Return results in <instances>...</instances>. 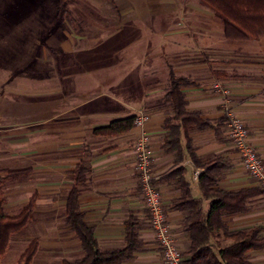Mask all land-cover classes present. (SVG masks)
Segmentation results:
<instances>
[{
  "label": "crops",
  "instance_id": "1",
  "mask_svg": "<svg viewBox=\"0 0 264 264\" xmlns=\"http://www.w3.org/2000/svg\"><path fill=\"white\" fill-rule=\"evenodd\" d=\"M191 10L212 23L208 28L212 35L206 37L203 45L194 43L189 31L181 32L191 40L188 43L167 36L164 64L151 60L148 70L152 78L139 82V93L131 91L127 96L112 92L113 89L121 91L122 76L114 75V79L109 78V85L104 86L105 77L99 79L92 71L75 69L83 66L85 60L52 63L54 61L48 58L56 72L59 66L71 67L66 73L44 75L37 80L44 89L43 94L48 88L49 101L35 107L37 117L32 122H0V176L11 170H25L4 184L3 209L11 212L17 204L25 206L35 197L32 217L27 224L34 230L31 241L38 243L36 254L48 253L60 264L82 255L80 240L64 224L66 199L76 183L74 169L82 163L88 171L84 181L77 184L78 203L83 220L93 228L99 247H122L127 220L133 216L138 222L141 247L132 259L122 264H163L162 249L148 221L135 170L133 148L137 130L132 127L117 134L94 133L96 128L135 115L139 110L148 116L146 131L150 138L152 184L161 194L168 231L181 253L188 248L185 212L171 207V201L180 191L168 175L178 167L186 168L192 193L199 197L198 178L203 167L195 165L188 157L175 163L174 154L163 147L164 122L169 112L165 95L171 71L186 79L182 91L187 109L198 111L199 117L207 121L203 128L190 132V144L201 161L219 159L222 168L218 187L226 191L260 187L240 163L228 137L224 111L229 108L242 119L248 141L264 165V34L256 38L228 39L223 22L209 8L200 5L199 0ZM64 30H68L67 25ZM63 43L64 48L71 49L69 44ZM236 71L241 73L236 74ZM25 81L22 75H5L0 79V83L8 85L7 89L9 85ZM122 95L131 99L126 103ZM105 99L109 100L108 106ZM112 104H123L127 110L116 109ZM1 112L0 109V117ZM16 165L20 168H11ZM247 205L244 213L226 215V225L230 230L260 225L264 231V191L250 197ZM204 207L208 208L207 201ZM248 260L252 264H264V248L249 252Z\"/></svg>",
  "mask_w": 264,
  "mask_h": 264
},
{
  "label": "rangeland",
  "instance_id": "2",
  "mask_svg": "<svg viewBox=\"0 0 264 264\" xmlns=\"http://www.w3.org/2000/svg\"><path fill=\"white\" fill-rule=\"evenodd\" d=\"M194 3L197 0H75L68 6V30H64L55 15V0H0V79L5 75L26 78L24 83L9 85L8 89L7 84L0 83V93H4L0 96V122L22 124L37 117L35 107L50 99L48 88L43 94L41 84L39 87V77L63 74L71 68L59 66L56 72L51 66L55 61L85 60L83 66L75 69L92 71L99 79L105 77L104 86L114 75L122 76L121 91L112 92L127 96L131 91L139 93L140 83L152 78L148 70L151 60L165 61L167 36L188 43L191 40L181 32L189 31L192 41L203 45L206 37L212 35L208 33L212 23L191 10ZM50 48L55 49L51 52ZM48 58L54 62L49 63ZM121 98L126 103L131 99L124 95ZM105 101L108 106L109 100ZM112 105L127 110L123 104ZM23 205L17 204L11 212H5L15 215ZM33 231L28 223L12 236L1 264H17ZM41 253L36 254L32 264H60L50 254Z\"/></svg>",
  "mask_w": 264,
  "mask_h": 264
},
{
  "label": "trees",
  "instance_id": "3",
  "mask_svg": "<svg viewBox=\"0 0 264 264\" xmlns=\"http://www.w3.org/2000/svg\"><path fill=\"white\" fill-rule=\"evenodd\" d=\"M55 15L62 28L70 16L69 4L74 0H55ZM199 4L209 8L224 25V35L228 39L241 40L256 38L264 34V0H199ZM186 79L168 76L166 98L168 116L165 119L163 147L174 154L175 163L186 157L195 165L203 167L198 178L199 197L192 193L186 168L178 167L168 176L177 184L180 194L171 201V207L185 212L184 229L190 240L188 248L181 253L185 264H252L248 260L251 251L264 248L262 226L248 229L230 230L225 216L240 214L248 210L247 200L262 192L260 187L226 191L218 187L219 159L201 161L194 154L190 144V132L203 128L207 121L199 117V112L187 109L182 86ZM135 115L109 122L94 130L95 134L110 135L125 132L133 127ZM25 170H11L0 176V264L10 243L11 235L25 227L32 217L34 196L16 215H8L3 209L5 196L3 186L7 180L16 178ZM88 169L79 163L74 169L75 184L70 189L65 205L64 224L80 240L82 255L74 260H63L62 264H122L132 259L141 247L138 237V222L131 216L126 223L124 245L116 248H101L94 236V230L83 220L78 197L77 184L84 181ZM208 202L205 209L204 202ZM37 240L31 241L20 255L17 264H32L37 253Z\"/></svg>",
  "mask_w": 264,
  "mask_h": 264
},
{
  "label": "built area",
  "instance_id": "4",
  "mask_svg": "<svg viewBox=\"0 0 264 264\" xmlns=\"http://www.w3.org/2000/svg\"><path fill=\"white\" fill-rule=\"evenodd\" d=\"M225 116L228 137L240 157V163L247 174L256 179L264 191V165L256 149L248 141V131L242 119L231 109L226 108ZM147 114L139 110L135 114L133 127L137 130L134 143L135 170L138 175L148 221L155 233L163 253V264H185L176 241L170 235L162 206L161 194L153 187L154 176L151 171V149L149 134L146 131Z\"/></svg>",
  "mask_w": 264,
  "mask_h": 264
}]
</instances>
